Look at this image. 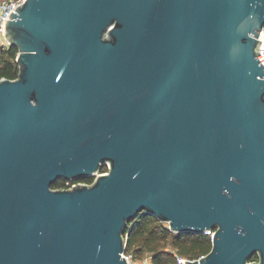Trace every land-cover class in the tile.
Returning a JSON list of instances; mask_svg holds the SVG:
<instances>
[{
	"label": "water",
	"instance_id": "obj_1",
	"mask_svg": "<svg viewBox=\"0 0 264 264\" xmlns=\"http://www.w3.org/2000/svg\"><path fill=\"white\" fill-rule=\"evenodd\" d=\"M15 8L0 264H128L124 234L143 211L174 232L215 229L210 252L184 264H264V0Z\"/></svg>",
	"mask_w": 264,
	"mask_h": 264
},
{
	"label": "trees",
	"instance_id": "obj_2",
	"mask_svg": "<svg viewBox=\"0 0 264 264\" xmlns=\"http://www.w3.org/2000/svg\"><path fill=\"white\" fill-rule=\"evenodd\" d=\"M17 54L16 46L0 44V79L18 77ZM83 181L91 183L93 177ZM60 186L61 180L52 187ZM124 236L127 253L138 259L144 254L150 255V260L144 264H183L179 257L197 259L212 248V239L207 234L171 231L165 222L145 211L130 223Z\"/></svg>",
	"mask_w": 264,
	"mask_h": 264
},
{
	"label": "built area",
	"instance_id": "obj_3",
	"mask_svg": "<svg viewBox=\"0 0 264 264\" xmlns=\"http://www.w3.org/2000/svg\"><path fill=\"white\" fill-rule=\"evenodd\" d=\"M25 0H0V43L1 44H5L7 42V40L5 39V22L6 19H9V14L11 13V11H15L16 10V6H18L19 4L23 3ZM259 39L261 40V43L259 45L260 47V53L258 54L261 62L264 65V28L259 36ZM107 169L105 171H101V173H105L108 170V167H106ZM100 172L96 173L93 177V181L95 180V178L97 177V175H99ZM62 186H60L59 188H71L72 186H74L76 183L72 180H62ZM92 181V182H93ZM166 225L169 228V223L165 222ZM170 229V228H169ZM205 234H207L208 236H210V238L212 239L214 233H215V229H206L204 231ZM123 256L127 259L128 264H138L139 262L137 261L136 258H134L132 253H127L126 251H124ZM204 255L199 256L197 259H200L201 257H203ZM189 259V258H182L179 257V260L184 264L185 260Z\"/></svg>",
	"mask_w": 264,
	"mask_h": 264
},
{
	"label": "flooded vegetation",
	"instance_id": "obj_4",
	"mask_svg": "<svg viewBox=\"0 0 264 264\" xmlns=\"http://www.w3.org/2000/svg\"><path fill=\"white\" fill-rule=\"evenodd\" d=\"M107 167V166H106ZM84 179H87V178H84ZM84 179H81V180H77V181H74L75 183H85V181H83ZM59 181V180H58ZM61 182L63 183V181L61 180ZM250 262H257V261H260V254H259V251H256L249 259Z\"/></svg>",
	"mask_w": 264,
	"mask_h": 264
},
{
	"label": "rangeland",
	"instance_id": "obj_5",
	"mask_svg": "<svg viewBox=\"0 0 264 264\" xmlns=\"http://www.w3.org/2000/svg\"><path fill=\"white\" fill-rule=\"evenodd\" d=\"M1 44V43H0ZM5 45H8V42H6L5 43ZM107 165H105L104 167H103V169H107V168H105ZM137 259V261L139 262L138 264H144V263H147L149 260H150V255L149 254H144L143 255V257L142 258H140V259H138V258H136Z\"/></svg>",
	"mask_w": 264,
	"mask_h": 264
}]
</instances>
